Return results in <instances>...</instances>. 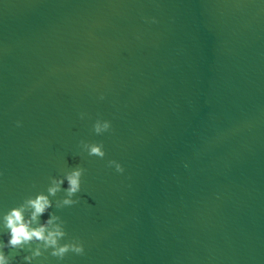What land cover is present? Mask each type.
Masks as SVG:
<instances>
[{
	"label": "water",
	"instance_id": "obj_1",
	"mask_svg": "<svg viewBox=\"0 0 264 264\" xmlns=\"http://www.w3.org/2000/svg\"><path fill=\"white\" fill-rule=\"evenodd\" d=\"M41 194L85 254L8 264H264V0H0V244Z\"/></svg>",
	"mask_w": 264,
	"mask_h": 264
},
{
	"label": "clouds",
	"instance_id": "obj_2",
	"mask_svg": "<svg viewBox=\"0 0 264 264\" xmlns=\"http://www.w3.org/2000/svg\"><path fill=\"white\" fill-rule=\"evenodd\" d=\"M103 98L104 97L101 96V99ZM85 115V113H81V118L83 119ZM17 123L19 126L20 122ZM111 129V121L103 120L100 118H98L93 125V131L97 135H103L104 133L111 131ZM80 144L86 150L89 156H96L101 159L105 158L106 152L102 143H90L81 140ZM113 166L119 173H123L125 171L121 163L116 160H109L108 167ZM85 171V168L77 166L75 169L65 175L64 178L68 182V188L66 190L68 197H72L74 194L81 191L82 177ZM63 182V179H53V186L48 188L49 194L55 196L56 193L60 190V185ZM73 203L75 202L71 199H65L63 201L64 205H72ZM27 206L33 210L30 220H25L24 213L26 209L24 206L14 208L4 216L5 227L9 230L11 238L8 240L7 245L0 244V249H3L4 247L19 248L26 243L37 240L44 242L46 247H55L52 255L58 257L61 260H63L69 252L75 253L77 255L85 254V248L83 244H64L63 246H59L58 238L64 235V233L61 232L59 228H57L55 231H49L47 225L32 227L33 221H37L38 217L44 214L46 209L51 207V201L46 195L41 194L35 199H29L27 201ZM51 223L52 220H49L48 224ZM35 255H40L39 250L36 251ZM25 259L30 260L31 257H26ZM0 264H8V257L4 255L3 251H0Z\"/></svg>",
	"mask_w": 264,
	"mask_h": 264
}]
</instances>
